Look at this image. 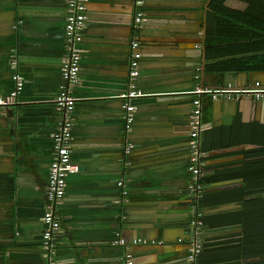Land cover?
I'll use <instances>...</instances> for the list:
<instances>
[{
	"label": "crops",
	"instance_id": "1",
	"mask_svg": "<svg viewBox=\"0 0 264 264\" xmlns=\"http://www.w3.org/2000/svg\"><path fill=\"white\" fill-rule=\"evenodd\" d=\"M141 5L138 7L137 2ZM258 14L261 0H247ZM67 0H0V264H45L41 242L46 185L52 167V136L58 120L55 98L66 56ZM205 0H88L84 54L71 146L72 171L56 209L62 230L58 264H190L189 222L197 210L211 218L243 210V201H223L222 193L243 183L242 148L207 154L200 208L187 192L186 170L193 102L201 86L248 88L264 83V73L205 75L195 81L204 34ZM143 23L133 31L134 15ZM222 27V26H221ZM225 27V26H224ZM220 29V28H218ZM142 55L135 83L131 133L126 136L123 96L130 44ZM214 40V39H213ZM19 63L20 94L10 62ZM201 133L244 124H264V102L202 97ZM132 165L124 167V149ZM125 182L126 196L118 187ZM256 197V196H255ZM246 197L244 200L252 199ZM198 203V202H197ZM207 221L197 264H241L237 254L242 225ZM119 233L124 248L115 244ZM140 243L134 245L133 241Z\"/></svg>",
	"mask_w": 264,
	"mask_h": 264
},
{
	"label": "built area",
	"instance_id": "2",
	"mask_svg": "<svg viewBox=\"0 0 264 264\" xmlns=\"http://www.w3.org/2000/svg\"><path fill=\"white\" fill-rule=\"evenodd\" d=\"M87 4L88 0H67L66 17H65V46L66 56L61 66V85L55 98V112L58 120L52 136V167L50 169L47 185H46V210L43 217L44 232L42 235L41 251L45 264H58L57 261V244L62 230L61 219L56 215V209L62 203L67 189V179L72 171L71 146L74 129V113L76 110V101L73 97V90L79 82L80 64L84 54V36L83 31L87 21ZM138 7L141 2H137ZM143 12L138 9L134 15L133 31L140 28L144 19ZM140 43L136 37L132 38L130 44L131 56L129 61L128 81L130 89L123 96V120L126 126L124 134L128 136L131 133V122L133 114L136 110L135 100L143 97V93L136 89L135 83L140 76V62L142 55L139 51ZM12 72V81L16 87V93L20 94L24 87V82L18 71L19 63L13 59L9 64ZM201 66H197L195 70V81L202 80ZM197 95L193 102V112L191 116V125L194 128L192 138L189 143L188 163L186 170L192 181L187 186L188 194L193 197L194 202H199L204 193V169L207 166L205 160L206 154L200 149V133H201V115H202V97H208L211 100H239L242 98L250 99L255 102H264V83L256 82L248 88H236L232 84H228L221 89H212L201 86L196 91ZM4 105V101L0 99V106ZM125 156L132 154V147L127 144L124 149ZM129 166V163H127ZM118 187L123 197L126 196L125 182L120 181ZM189 230L193 242L192 251L188 261L190 264H197V258L202 253V235L204 233V225L202 222V214L196 211L194 217L189 222ZM115 244L124 248L126 242L119 233L115 235ZM134 245L140 243L133 241ZM124 264H132L131 256L125 255Z\"/></svg>",
	"mask_w": 264,
	"mask_h": 264
},
{
	"label": "trees",
	"instance_id": "3",
	"mask_svg": "<svg viewBox=\"0 0 264 264\" xmlns=\"http://www.w3.org/2000/svg\"><path fill=\"white\" fill-rule=\"evenodd\" d=\"M261 2L263 9L255 14L247 0H205L204 34L212 41L202 50V77L264 73V0ZM199 140L200 149L206 155L233 148L243 149L239 152L243 156L239 165L244 183L240 188L222 193L223 201H243V210L202 217L204 228H208L207 221L211 219L219 221V227L242 225V239L237 248L241 264H264V124H244L236 117L228 127L203 132ZM205 160L207 162V158ZM206 170L207 166L204 174ZM202 184L205 187V178ZM246 197L253 198L244 200ZM200 201L196 202L198 208Z\"/></svg>",
	"mask_w": 264,
	"mask_h": 264
},
{
	"label": "water",
	"instance_id": "4",
	"mask_svg": "<svg viewBox=\"0 0 264 264\" xmlns=\"http://www.w3.org/2000/svg\"><path fill=\"white\" fill-rule=\"evenodd\" d=\"M125 156V155H124ZM126 160L124 162V167H129L132 165V160L130 159L131 158V155L130 156H125ZM127 163H129V166H127Z\"/></svg>",
	"mask_w": 264,
	"mask_h": 264
}]
</instances>
